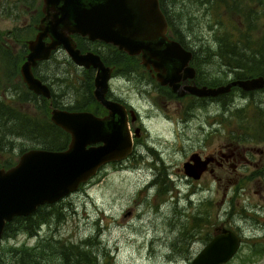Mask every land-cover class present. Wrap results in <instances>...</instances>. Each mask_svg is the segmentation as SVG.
<instances>
[{"label": "rangeland", "instance_id": "1", "mask_svg": "<svg viewBox=\"0 0 264 264\" xmlns=\"http://www.w3.org/2000/svg\"><path fill=\"white\" fill-rule=\"evenodd\" d=\"M24 1L0 0V37L15 52L35 37V25L43 16V0ZM166 2L171 14L181 21L178 28L182 41L195 53L192 65L197 68L196 81L213 86L238 79L239 70L230 68L221 58L218 36L225 32L221 28L225 24L226 30H235L238 38L247 27L245 13L253 10L258 15L251 23L257 39L252 46L260 45L264 39V5L258 6L261 1L242 0L244 9L240 11L224 9L223 3L210 9L206 0ZM170 35L177 40L180 36H175L173 29ZM96 47L105 48L99 44L91 48ZM122 57L110 89L141 117L131 125L133 133L140 128L133 154L122 163L105 165L88 184L46 209L59 214V220L42 222L35 234L18 230L15 236L2 240L3 250L8 253L13 246H35L50 236L76 244L96 238L104 249L101 264H191L207 243L209 226L212 236L214 228L224 222L228 227L240 226L245 237L239 252L227 264H264V245L252 242L254 235L264 236V223L260 227L252 216L258 211L255 216L264 220V169L243 162L235 173L231 168L217 169V174L224 177L221 184L210 173L192 184L183 171V163L194 150L205 155L227 144L249 146L252 163L264 158L254 150L264 151V91L244 94L236 86L223 94L225 99L221 96L215 101L178 97L151 76L139 56ZM49 62L41 66L42 77L61 92L69 91L71 98L86 81L85 69L64 51ZM45 103L51 116L50 101ZM17 143L18 151L19 147L32 146L22 139ZM207 204L214 208L211 223H203L202 229L195 231L192 216L199 209L206 211Z\"/></svg>", "mask_w": 264, "mask_h": 264}, {"label": "water", "instance_id": "2", "mask_svg": "<svg viewBox=\"0 0 264 264\" xmlns=\"http://www.w3.org/2000/svg\"><path fill=\"white\" fill-rule=\"evenodd\" d=\"M43 16L35 25V38L27 41L28 53L21 65L27 87L47 99L50 87L33 68L62 47L71 60L95 69L93 94L108 110L98 116L87 110L52 108L51 120L71 136L63 150L32 148L13 166L0 167V244L5 227L16 216H28L39 206L53 204L76 192L106 164L127 159L134 150L129 111L124 104L107 98L114 71L93 51L83 52L73 35L112 44L142 64L162 86L179 97H216L233 87L244 91L264 88V76L234 79L215 87L197 85V70L191 65L193 51L168 34V21L159 0H43ZM132 121L135 110L130 111ZM135 130V137L140 134ZM209 159L192 155L183 164L187 176L200 179ZM242 237L233 229L219 227L192 259L191 264H227L239 252Z\"/></svg>", "mask_w": 264, "mask_h": 264}, {"label": "trees", "instance_id": "3", "mask_svg": "<svg viewBox=\"0 0 264 264\" xmlns=\"http://www.w3.org/2000/svg\"><path fill=\"white\" fill-rule=\"evenodd\" d=\"M166 1L167 0H160L163 10L165 6L167 7ZM206 1V7L209 5L210 9L218 8L219 3H223V5H225L224 9L230 11L234 8H236V11H240L241 8L244 9L242 0ZM23 4L27 5L26 1H24ZM29 4L31 5V3ZM166 13H168L167 20L170 25L169 31L173 29L175 36L180 35L179 40L185 45L182 41L180 29L178 28L181 22L179 21L180 19L173 15L170 16L169 11H166ZM245 14L247 27L244 30L245 32H242L238 38L235 36L238 34L233 33L235 30H226L227 28L224 27L225 24L221 27L222 31L225 29V32L218 36L219 49L222 52L221 58L227 62L230 68L239 70L237 71L238 73H236V78L238 79H246L260 75L264 76V39L261 41L262 43L260 45L252 46L253 41L257 42V39L254 40L255 37L252 34L253 26L251 23L258 13L249 10ZM84 44L86 43L82 42L79 44V47L83 51H94L90 48L91 44ZM185 47L187 46L185 45ZM27 52L28 49L26 44L20 52H15L8 46V42L0 37V167L9 168L13 166L17 162V156L32 148L63 150L68 146L71 139L68 132L52 122L49 109L46 103L44 104V101H49V99L44 98L42 95L35 94L27 87L23 79H21L22 76L19 65L25 60ZM99 53L105 60L109 59L111 61L108 63L120 65L123 62L122 56L124 55L121 52L117 51L118 54L116 59H112L111 52ZM249 54L252 55L247 58L250 59V61L244 59V57H247ZM126 56L129 55L126 54ZM47 63L50 62L47 61ZM257 64H260L261 67H253V65ZM49 70L54 72V69ZM84 72H86L87 77L85 83L81 86L80 90H74L77 95H80V100L76 102V106L73 110L90 111L94 108V74L93 71L84 70ZM129 73H131V70ZM41 78L44 80L43 77ZM197 84L202 85L200 81H197ZM219 84L220 83H216L213 86ZM240 90L242 93H246V91ZM66 92L69 93L67 90ZM169 95H171L170 92ZM221 96L223 99L226 98V96ZM194 99L200 101L198 98ZM55 105L57 106L56 103ZM32 108H34V110H32ZM34 111H36L37 114H34ZM240 111L244 110L242 109ZM19 139L31 142V148L22 146L21 148L19 147L18 151L17 141ZM55 204L56 203L39 206L34 213L28 216H16L11 222L7 223L3 239L15 236L18 230L35 234L42 222L50 223L54 218L59 220V214L55 215L46 210ZM207 206L208 208L206 211L199 209L198 212L192 216L195 231H197V229L198 231L202 229L205 223H211L214 208L212 204H207ZM217 227L214 228L213 235ZM211 230V226H209L207 229L206 242L213 237V235L211 236L209 233ZM103 250V247L99 246V242L96 238L95 240H93V238H88L76 244L64 240L61 237L50 236L40 239L35 246H13L8 250V253L3 250V246L0 244V264H101L100 256L104 254ZM262 251H264V248Z\"/></svg>", "mask_w": 264, "mask_h": 264}, {"label": "flooded vegetation", "instance_id": "4", "mask_svg": "<svg viewBox=\"0 0 264 264\" xmlns=\"http://www.w3.org/2000/svg\"><path fill=\"white\" fill-rule=\"evenodd\" d=\"M252 1H255V0H252ZM258 1H261V3H259L258 4V6H260V5H264V0H258ZM167 9V10H166ZM163 10V9H162ZM164 10H165V12H164ZM164 10H163V12L165 13V16L167 17V15H168V13H166V11L168 12L169 11V13L171 14V10L168 8V6L166 7H164ZM246 15V14H245ZM171 16H172V14H171ZM246 19V18H245ZM38 32V31H37ZM37 34V33H36ZM36 36V35H35ZM35 38V37H34ZM73 38L75 39V41L77 42V44H78V47H79V44H81L82 42H84V43H86V44H84V45H89V44H91L90 45V48L93 46H95V45H97V44H99L100 45V47H105V48H103V49H99V48H93V50H94V52L95 53H98V54H100L99 52H101L102 54L103 53H112L111 54V56H112V59H116L117 57V54H115V52H114V48L113 47H115V46H113L112 44H107V43H105V42H102V41H91V40H89L87 37H82V36H80V35H78V34H76V35H73ZM33 39V38H32ZM30 40V39H29ZM28 41V40H27ZM27 43V42H26ZM80 48V47H79ZM115 48H117V47H115ZM27 49H28V46H27ZM65 52V50L62 48V47H59L57 50H55V51H53V53H52V55H51V58L49 59V60H51L56 54H58V53H60V52ZM83 51V50H82ZM87 51V50H86ZM117 51L118 52H121V53H123V55H124V51H121V50H119L118 48H117ZM29 52V51H28ZM27 52V53H28ZM83 52H85V51H83ZM27 55V54H26ZM26 55H25V60H26ZM100 56H101V54H100ZM102 57V59L104 60V62L106 63V65H108V66H113L115 69H114V71H113V73H112V78H113V75H114V73L116 74L117 72H118V69H117V67H118V65H115V64H113V63H108V62H111L109 59H104L103 58V56H101ZM132 57H135V56H132ZM108 58V57H107ZM121 58V57H120ZM24 60V61H25ZM49 60H45V61H41V62H39L38 63V65L35 67V68H33V72L35 73V75L36 76H38V77H42V69H41V66H42V64L43 63H45V62H47V61H49ZM195 60V57H194V59H193V61ZM24 63V62H23ZM21 68V67H20ZM80 68H83V69H85V70H87V71H93L94 72V75H95V69H93V68H90V69H86V68H84V67H80ZM197 69V68H196ZM149 70V69H148ZM150 71V70H149ZM20 73H21V71H20ZM198 73V72H197ZM152 76V75H151ZM95 77V76H94ZM153 77V76H152ZM197 78V77H196ZM42 79V78H41ZM52 79V78H51ZM42 81L43 82H45L49 87H50V89H51V93H52V96H51V98L49 99V101H50V104L52 103V108H61V109H67V110H71V111H79V110H73V108H75V106H76V102H79V100H80V95H77L76 93L75 94H71V98H70V94L69 93H67V92H61L60 90H58L57 88H54V86H53V84L52 83H50V81H48V78H47V80L46 79H42ZM111 82V81H110ZM58 83V82H57ZM196 83H197V81H196ZM210 86V85H209ZM95 88V87H94ZM168 88V87H167ZM94 90V89H93ZM62 91H64V90H62ZM264 91V88L263 89H261L260 91H246V93L245 94H248V93H251V94H253V93H259V92H263ZM248 92V93H247ZM253 92V93H252ZM256 93V94H257ZM73 95H74V97H73ZM188 96V95H187ZM190 96H192V95H190ZM93 97H94V100H95V103H94V108H93V110H90L91 112H93L94 111V113L96 114V115H98V116H104V115H106V114H108V110L104 107V106H102L98 101H97V99L95 98V96H94V94H93ZM107 98L108 99H110V100H113V101H117V102H120L121 104H124L125 106H126V108H127V110L129 111L128 113H129V124H130V127H131V125H134V122L136 123L138 120L140 121L141 120V117L139 116V112L138 113H136V117H137V119L135 120V121H132V117H131V114H130V111L133 109V106L131 105V104H128L124 99H122V98H120V97H118V96H116V95H114V93H113V91H112V89H109V92L107 93ZM198 99H200V101L201 102H205V101H215V100H219V99H221V95H218V96H216V97H207V98H198ZM94 102V101H93ZM55 103L57 104V106L55 105ZM96 104H98V105H100V107H95V105ZM50 108H51V106H50ZM51 108V109H52ZM72 108V109H71ZM132 128V127H131ZM138 128V127H137ZM137 128H135V130L137 129ZM134 130V131H135ZM138 138H139V136L138 137H136L135 139H134V147H135V144L137 143L136 141L138 140ZM247 148H249V146H244L243 148H241L240 146H239V144H227V145H222V146H220L218 149H216V150H213V151H210L209 153H205V155H203L202 154V152L201 151H198V150H194L193 152H191L190 153V155H189V157H188V159L185 161V162H187V161H189L190 160V158H191V156L194 154V155H196V154H198L200 157H202V159H209L210 161H209V163H207V165L205 166V171L202 173V175H201V178L203 177V176H205L207 173H210L211 175H213L215 178H216V180L218 181V183H222L223 182V176H220V175H218L217 174V169H221V170H229L228 168H231L232 169V172H236L237 170H238V168H239V166H240V164L243 162L245 165H249V164H252V165H254L256 168H263L264 169V158H260L257 162H253L252 163V161H253V156H251L250 157V155H248V153H249V151H248V149ZM254 150H257L259 153H261V155H264V151L263 150H261V148L260 149H254ZM129 158H127V159H125V160H123V161H119V162H117V161H114V162H110V163H108L107 165H109V164H118V163H122V162H124V161H126V160H128ZM184 162V163H185ZM263 164V165H262ZM183 171H184V168H183ZM229 172V171H228ZM185 173V172H184ZM261 174V173H260ZM264 174V173H263ZM186 175V174H185ZM187 176V175H186ZM192 184H194V181H199L200 179H195V178H193V177H190V176H187L186 177ZM226 180L228 181L229 180V178L227 177L226 178ZM155 182L156 183H158L159 182V180H155ZM89 183V182H88ZM87 183V184H88ZM225 183V182H224ZM223 183V184H224ZM262 207V206H261ZM257 210H259V208H258V206H257V208H256ZM258 214V211H256V212H254V214L252 215V216H254V218H255V220L257 221V225H259L260 227H262L263 226V223H264V220L263 219H261V218H259V217H257V216H255V215H257ZM219 227H221V228H223V227H226V228H231V229H233L235 232H237L239 235H241V237H242V245L244 244V241H245V237H244V235H243V233L241 232V227L240 226H235V227H228L227 225H226V223H221V225L220 226H218L217 228H219ZM263 231H264V228H263ZM254 237H255V239L252 241L254 244L255 243H260V244H262V245H264V236H263V238H258V236H256V235H254Z\"/></svg>", "mask_w": 264, "mask_h": 264}, {"label": "bare ground", "instance_id": "5", "mask_svg": "<svg viewBox=\"0 0 264 264\" xmlns=\"http://www.w3.org/2000/svg\"><path fill=\"white\" fill-rule=\"evenodd\" d=\"M65 206V205H64Z\"/></svg>", "mask_w": 264, "mask_h": 264}]
</instances>
